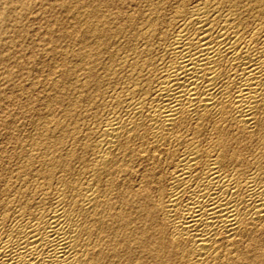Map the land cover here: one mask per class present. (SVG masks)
<instances>
[{"label": "bare ground", "instance_id": "bare-ground-1", "mask_svg": "<svg viewBox=\"0 0 264 264\" xmlns=\"http://www.w3.org/2000/svg\"><path fill=\"white\" fill-rule=\"evenodd\" d=\"M143 1L82 2L46 119L2 118L0 264H264V0Z\"/></svg>", "mask_w": 264, "mask_h": 264}, {"label": "rangeland", "instance_id": "rangeland-1", "mask_svg": "<svg viewBox=\"0 0 264 264\" xmlns=\"http://www.w3.org/2000/svg\"><path fill=\"white\" fill-rule=\"evenodd\" d=\"M85 1L92 2V0H21L23 4L19 3L17 22L14 28L9 30V42L0 43V52H4L0 53V144L3 145L0 147H4L10 141L7 138V134H10L7 132L9 129L1 125L3 117L8 115L13 119L16 128L14 135L17 137L15 140L26 138L28 133L34 131L38 121L46 119L48 112L45 108L49 102L54 103L56 89L53 83L59 82L60 85L63 79L60 77L64 76L61 74L65 72L74 75L77 66L73 55L79 50V46L73 42L79 31L73 25L75 22L73 15ZM143 3V0H117L111 8L135 11ZM58 107L60 106H55L54 109L57 115L61 109ZM11 164L14 166L15 160ZM138 174H134V179L132 178L134 183L139 179Z\"/></svg>", "mask_w": 264, "mask_h": 264}]
</instances>
